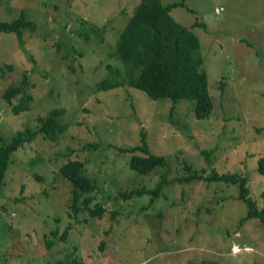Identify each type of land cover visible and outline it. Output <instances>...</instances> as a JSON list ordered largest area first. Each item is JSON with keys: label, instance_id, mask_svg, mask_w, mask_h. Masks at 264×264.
I'll return each mask as SVG.
<instances>
[{"label": "rangeland", "instance_id": "obj_1", "mask_svg": "<svg viewBox=\"0 0 264 264\" xmlns=\"http://www.w3.org/2000/svg\"><path fill=\"white\" fill-rule=\"evenodd\" d=\"M138 2L0 0V21L23 12L34 23L20 38L0 32V94L24 76L31 96L29 110L13 116L18 96L7 104L0 95L1 142L34 129L37 117L64 111L58 140L39 135L9 156L0 185V264H264V223H239L247 205L237 185L175 180L186 175L184 162L204 175H243L264 210V174L256 171L264 157V0H184L170 12L199 41L211 102L205 119L192 117L187 99L173 105L125 84L126 67L113 50ZM106 64L108 80L121 84L99 90ZM142 132L166 167L146 174L128 167L131 153L122 148L140 145ZM68 159L81 161L95 185L80 195L76 213L72 185L59 171ZM164 173L174 181L152 204L147 194L119 195L154 188ZM96 204L101 217L88 212Z\"/></svg>", "mask_w": 264, "mask_h": 264}, {"label": "trees", "instance_id": "obj_2", "mask_svg": "<svg viewBox=\"0 0 264 264\" xmlns=\"http://www.w3.org/2000/svg\"><path fill=\"white\" fill-rule=\"evenodd\" d=\"M179 7H185L184 0L169 3L166 6H163L160 0H139L116 39L113 53L126 67L124 80L128 87L142 90L151 99L168 98L173 105L180 99H187L191 103L192 117L205 119L211 109V102L206 87V74L200 69L202 59L198 54L199 41L189 28L177 23L171 17L170 12ZM193 25L200 24L193 23ZM26 28L33 30L34 23L27 20L23 12H19L13 20L0 21V32L14 33L18 38ZM7 67L9 68V66ZM105 67L108 70V75L97 83L96 87L99 90L112 89L121 84L108 80L111 66L106 64ZM115 73L118 74L119 70L115 69ZM25 86V77L22 76L18 83L8 85L0 94L7 104H10L13 97L18 96L17 103L10 108V113L13 116L27 112L30 108L31 96L26 93ZM172 111L173 106L169 116L172 115ZM63 112L55 109L45 117H37L34 129L23 127L15 131L7 143H2L0 139V185L9 156L18 147L39 135L44 139L58 140V133L63 129L59 123ZM257 130L259 131L261 128ZM140 139V145L122 148L123 151L131 153L128 167L139 174H146L157 167H166L167 160L163 155L149 151L144 132L141 133ZM203 152L205 155L208 153L206 150ZM182 167L186 171V175L176 177L175 180L178 182L203 180L222 182L225 185H237L238 199L243 200L247 205V212L240 218L239 223L242 224L243 221L252 217L264 223V210L258 209L256 201L250 197L247 177L230 172L217 173L213 169H210L209 174L204 175L192 169L186 162ZM59 171L72 185L70 206L76 213L80 209L77 205L80 195L92 192L95 185L84 174V164L79 160L68 159L60 166ZM256 171L259 174H264V157L258 158ZM173 181L167 179L164 173L154 188L130 189L127 192L119 193V195L123 199H130L147 194L149 195V204H152L160 197L163 186ZM89 202L90 198L85 197L82 200V205L88 207ZM103 211V207L96 204L95 208L89 209L88 212L93 217H101ZM70 227L69 224L63 231L62 239L66 238ZM52 232L56 235L57 230Z\"/></svg>", "mask_w": 264, "mask_h": 264}, {"label": "built area", "instance_id": "obj_3", "mask_svg": "<svg viewBox=\"0 0 264 264\" xmlns=\"http://www.w3.org/2000/svg\"><path fill=\"white\" fill-rule=\"evenodd\" d=\"M222 11V8H215L214 9V13L215 14H218L219 12H221Z\"/></svg>", "mask_w": 264, "mask_h": 264}]
</instances>
